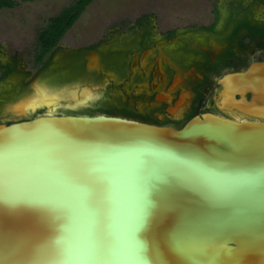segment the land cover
<instances>
[{
	"label": "water",
	"instance_id": "1",
	"mask_svg": "<svg viewBox=\"0 0 264 264\" xmlns=\"http://www.w3.org/2000/svg\"><path fill=\"white\" fill-rule=\"evenodd\" d=\"M229 82L235 89L254 85L251 101L241 90V99L232 101L264 118V62L232 75ZM41 99L35 112L13 114L22 119L0 121V134L11 141L0 146V264H264V181L259 169L251 167L264 157V121L205 113L173 128L104 114H68L59 110L63 99ZM50 137L64 146L149 153L157 174L179 178L178 189L156 202L142 239L139 233L137 241L121 238L114 258L50 257V245L70 247L79 227L75 219H56L59 202L49 186L60 169L53 152L61 145ZM193 163L211 174L191 172L188 166ZM34 173L42 178L20 179ZM250 175L256 177L254 182ZM125 211L126 227L139 210L130 200ZM176 245L181 251L174 250Z\"/></svg>",
	"mask_w": 264,
	"mask_h": 264
},
{
	"label": "flooded vegetation",
	"instance_id": "2",
	"mask_svg": "<svg viewBox=\"0 0 264 264\" xmlns=\"http://www.w3.org/2000/svg\"><path fill=\"white\" fill-rule=\"evenodd\" d=\"M263 9L264 0H252L247 6L215 7L208 22L170 25L149 16L97 42L72 47L59 42L41 65L74 75L71 82L55 85L74 92L59 109L68 114H104L173 128L205 113L264 121L232 101L242 97L237 90L251 101L254 85L235 89L229 82L264 62ZM9 65L2 66L0 78ZM85 90L96 97L83 105Z\"/></svg>",
	"mask_w": 264,
	"mask_h": 264
},
{
	"label": "snow or ice",
	"instance_id": "3",
	"mask_svg": "<svg viewBox=\"0 0 264 264\" xmlns=\"http://www.w3.org/2000/svg\"><path fill=\"white\" fill-rule=\"evenodd\" d=\"M49 140L61 145L53 155L60 164L49 188L58 200L57 221L75 219L78 229L68 248L50 245V257L73 260H108L114 258L116 244L122 237L131 241L143 238V225L152 214L156 202L178 189L179 178L161 176L154 171L151 154L126 155L111 149H96L87 145L64 146L55 138ZM10 138L0 134V146L10 143ZM189 170L198 175H210L202 165L190 164ZM251 167L259 169L264 181V157L252 161ZM39 174H29L20 179H41ZM256 177L249 176L254 182ZM135 202L139 214L131 225L125 227L126 207ZM175 251H181L179 245ZM156 256L160 258L159 251ZM131 258V257H125ZM191 259V257H187Z\"/></svg>",
	"mask_w": 264,
	"mask_h": 264
},
{
	"label": "rangeland",
	"instance_id": "4",
	"mask_svg": "<svg viewBox=\"0 0 264 264\" xmlns=\"http://www.w3.org/2000/svg\"><path fill=\"white\" fill-rule=\"evenodd\" d=\"M76 1H18L17 7L0 10V75L3 65L10 64L16 69L12 77L0 84L1 122L22 119L21 116L16 117L8 112L7 108L31 94L32 86L34 88L36 84H45L48 88H55L59 87L55 85L74 79V75H60L50 69L44 70L41 64L35 62V57L38 36L49 19L59 15ZM251 2L252 0H94L66 32L60 45L72 47L97 42L108 32L123 29L146 16H157L163 25L208 22L213 19L215 7L247 6ZM20 71H27V76H22Z\"/></svg>",
	"mask_w": 264,
	"mask_h": 264
},
{
	"label": "trees",
	"instance_id": "5",
	"mask_svg": "<svg viewBox=\"0 0 264 264\" xmlns=\"http://www.w3.org/2000/svg\"><path fill=\"white\" fill-rule=\"evenodd\" d=\"M18 1L33 2L35 0H0L1 9H13L17 7ZM94 0H77L65 8L59 15L49 19L47 26L38 36V48L35 57L37 64L43 63L46 56L59 44L63 36L68 32L79 19L81 14ZM144 18H147L144 17ZM15 67L9 65L5 75L0 78L4 81L8 74L14 72Z\"/></svg>",
	"mask_w": 264,
	"mask_h": 264
},
{
	"label": "bare ground",
	"instance_id": "6",
	"mask_svg": "<svg viewBox=\"0 0 264 264\" xmlns=\"http://www.w3.org/2000/svg\"><path fill=\"white\" fill-rule=\"evenodd\" d=\"M45 85V84H44ZM42 84H36L33 88V92L22 99L16 101L15 103H12L10 106H8L7 110L8 112H11L15 115H22L29 111V113H33L36 111L37 108H40V103L43 101L41 99L42 96H51L55 95L58 98L61 99H68L70 98L74 92L69 88H63L61 90L56 89L54 87L48 88ZM82 94H84V97L82 100H84L82 103L83 105H86L89 103L91 99L94 98L92 91L85 90ZM96 97V96H95ZM98 97V96H97ZM58 111V109H55L54 112Z\"/></svg>",
	"mask_w": 264,
	"mask_h": 264
}]
</instances>
